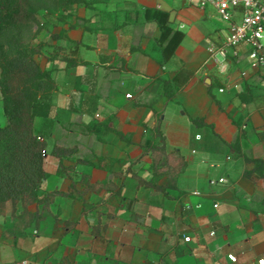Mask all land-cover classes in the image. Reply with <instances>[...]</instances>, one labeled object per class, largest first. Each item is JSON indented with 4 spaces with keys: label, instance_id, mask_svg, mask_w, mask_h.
<instances>
[{
    "label": "crops",
    "instance_id": "crops-1",
    "mask_svg": "<svg viewBox=\"0 0 264 264\" xmlns=\"http://www.w3.org/2000/svg\"><path fill=\"white\" fill-rule=\"evenodd\" d=\"M85 1L55 10L33 41L57 85L34 122L47 144L38 194H58L29 205L42 219L20 232L11 207L0 213V264H259L264 68L246 47L211 56L230 27L212 7ZM146 9L185 33L168 61Z\"/></svg>",
    "mask_w": 264,
    "mask_h": 264
},
{
    "label": "trees",
    "instance_id": "trees-1",
    "mask_svg": "<svg viewBox=\"0 0 264 264\" xmlns=\"http://www.w3.org/2000/svg\"><path fill=\"white\" fill-rule=\"evenodd\" d=\"M79 4L87 5V1H49L54 11H67L72 5ZM145 14L148 21L159 25L164 60H170L185 33L171 27L166 11L146 9ZM37 22L31 0H0V93L7 119V123L0 127V213L5 214L11 207L15 220L13 229L19 232L42 219L41 215L27 211L29 205L48 206L58 194L51 192L42 197L38 194L47 177L44 168L47 144L35 133L34 122L38 116H48L49 97L57 90V85L51 72L36 59L41 50L39 45L33 44L40 29H35ZM165 89L172 97L169 84ZM191 120L195 125L200 123L198 118L191 117ZM158 135L162 137L161 133ZM155 149L164 151L163 147ZM67 153L58 147L52 151L58 157ZM20 204L23 213L16 215Z\"/></svg>",
    "mask_w": 264,
    "mask_h": 264
},
{
    "label": "built area",
    "instance_id": "built-area-1",
    "mask_svg": "<svg viewBox=\"0 0 264 264\" xmlns=\"http://www.w3.org/2000/svg\"><path fill=\"white\" fill-rule=\"evenodd\" d=\"M201 9L212 7L218 16L230 23L228 36L209 52L221 62L237 56L239 49H248V58L253 68H264V0H185ZM237 14L240 20H236ZM223 91V90H221ZM39 139H42L39 137ZM211 184H225V178L211 180ZM264 264V259L259 260Z\"/></svg>",
    "mask_w": 264,
    "mask_h": 264
},
{
    "label": "rangeland",
    "instance_id": "rangeland-1",
    "mask_svg": "<svg viewBox=\"0 0 264 264\" xmlns=\"http://www.w3.org/2000/svg\"><path fill=\"white\" fill-rule=\"evenodd\" d=\"M33 3L34 8L36 9V16L38 17V22L35 25V29L37 27L43 28L46 26L48 21H52L51 15L54 13V10L49 6L50 0H31ZM47 17H49V20L47 21ZM47 21V22H46ZM215 24L214 21H210L207 23H204L202 25H198L199 28L203 29V26L205 28H208L209 25ZM2 95L0 93V127L4 126L7 122L6 117L2 113Z\"/></svg>",
    "mask_w": 264,
    "mask_h": 264
},
{
    "label": "water",
    "instance_id": "water-1",
    "mask_svg": "<svg viewBox=\"0 0 264 264\" xmlns=\"http://www.w3.org/2000/svg\"><path fill=\"white\" fill-rule=\"evenodd\" d=\"M210 82V80L209 79H207V83H209Z\"/></svg>",
    "mask_w": 264,
    "mask_h": 264
}]
</instances>
